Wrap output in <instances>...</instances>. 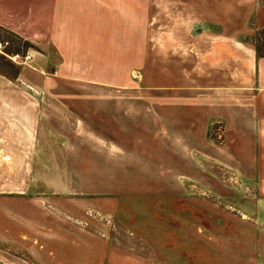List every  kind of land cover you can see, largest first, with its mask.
Returning a JSON list of instances; mask_svg holds the SVG:
<instances>
[{
	"label": "crops",
	"instance_id": "obj_1",
	"mask_svg": "<svg viewBox=\"0 0 264 264\" xmlns=\"http://www.w3.org/2000/svg\"><path fill=\"white\" fill-rule=\"evenodd\" d=\"M0 28L33 45L19 78L33 79L36 87L81 86V71H110L109 81L99 84L127 91L92 98L65 89L41 96L0 94V128L27 126L44 134L38 165L64 167L58 193L81 214L75 219L85 251L81 264L89 257L94 264L146 261L117 259L110 234L113 226L124 229L122 220L97 208L111 211L116 197L140 194L122 192L116 177L129 176L143 162L163 167L164 177L147 181L164 183L147 189L150 196L198 198L205 193L189 187L214 192L215 182L227 175L264 191V56L254 43L264 29V0H0ZM152 70L156 87L147 73ZM118 71H128V77L119 81ZM43 101L53 108L43 109ZM6 113L13 121L7 122ZM216 121L224 126L220 144L210 139ZM81 132L107 141L104 154L97 142L81 146ZM101 181L110 184H94ZM219 192L236 194L227 185ZM174 202L176 213L192 214ZM92 210L110 225H97L88 215ZM177 230L169 237L177 239ZM132 237L164 249L178 245L159 234L152 242L144 229Z\"/></svg>",
	"mask_w": 264,
	"mask_h": 264
},
{
	"label": "rangeland",
	"instance_id": "obj_2",
	"mask_svg": "<svg viewBox=\"0 0 264 264\" xmlns=\"http://www.w3.org/2000/svg\"><path fill=\"white\" fill-rule=\"evenodd\" d=\"M0 40L9 42L5 50L8 56L0 55V74L5 76V79L0 77V94H5L7 97L10 95L41 96L59 93L64 89L71 90L69 92H81V95L88 98H92L94 94L109 95L127 92L125 89H116L115 86L99 84L109 81L110 71H81V86L62 87L54 82L49 88L36 87L32 83L33 79L19 78L24 60L15 62L10 58L17 54L24 56L31 48L4 32H1ZM259 43H264V40ZM118 72L119 81L120 78L128 77V71ZM147 73H149L150 84L154 85L157 71L152 70ZM151 90L146 92H152ZM137 91L142 92V89L130 92ZM50 104L45 101L41 103L43 109H52ZM6 116L7 122L13 121V114L10 119L8 113ZM216 122L211 124L210 139L220 144L223 139H219L218 134L222 133L223 138V132L218 131L219 124ZM220 127H223L224 131L223 124ZM26 129L29 131L27 132ZM39 129L43 131L44 125H41ZM81 133V146L90 144L93 146L94 142H97L102 146L97 152L103 154L106 151L104 145L109 147L104 139ZM53 136L61 137L59 134ZM44 137V134L33 132L32 128L29 129L27 126L25 129L15 125H5L4 128H0V264H81L84 262V260L81 261V255L85 251L81 250V234L75 222V219L81 218V214L70 207L65 198L62 199L58 193L64 184L58 180L62 177L64 167L37 163L38 158L44 156L42 149L44 145L41 142ZM87 152L93 153L95 150ZM107 153L110 151L108 150ZM111 153L122 154L121 151L114 150ZM119 160L124 162V157H120ZM119 168L122 167L119 166ZM160 168L163 167L143 162L135 167L129 176L125 173L118 175L116 181L118 186L123 188L122 192L140 194L136 197L120 199L116 197L111 211L106 207H97L103 213L107 211L112 217L118 215L122 220L123 225L114 221L112 224L122 225L124 229L113 226L110 234L111 244L119 251L117 259L135 257L146 260L144 264H155L154 258L159 259L161 264H264V191L259 190L256 183L237 181L233 179V176L227 175L223 177L224 181L215 182L217 187L213 188L214 192H206L199 185L189 187L193 191L205 193L198 198H163L147 195V189H156L158 184H164L147 183L149 179L164 177L159 171ZM51 175L54 177H52L53 180L47 182L46 177ZM94 184L102 186L110 182L101 181ZM225 185L233 189L236 194H231L234 195L232 197L221 196L219 187ZM174 201H181L182 206H187L193 211L192 214L186 213L187 210L176 213ZM88 215L97 221V225H110L108 219L101 213L92 210L88 211ZM190 222L193 224H189ZM78 223L81 224V222ZM187 225H194V227L188 229ZM143 229L152 242H156L159 234L160 238L165 236L166 243L171 239L173 244L178 242V245L171 247L173 249L169 246L164 249L146 245L136 237H132L143 233ZM173 229H178L175 233L177 239L169 237V233H174L171 231ZM188 235L190 239H186ZM34 239L38 244L36 247L31 245ZM172 250H175L176 255L170 252ZM81 251H83L82 254ZM36 255H39L40 259H36ZM174 257H178L177 263ZM89 258L92 260L91 257ZM90 259L85 264H94L89 261Z\"/></svg>",
	"mask_w": 264,
	"mask_h": 264
},
{
	"label": "trees",
	"instance_id": "obj_3",
	"mask_svg": "<svg viewBox=\"0 0 264 264\" xmlns=\"http://www.w3.org/2000/svg\"><path fill=\"white\" fill-rule=\"evenodd\" d=\"M1 32L10 34L13 37L17 38L19 41L24 42V44L27 45V47L33 48V45L31 43H29L28 41L22 39L21 37L17 36L16 34L0 28V36H1ZM263 36H264V29L262 31H260L259 33H257L255 35V37H254V43H255V46H256L257 53H258L259 57L264 56V43H259L261 40H264V38H262Z\"/></svg>",
	"mask_w": 264,
	"mask_h": 264
},
{
	"label": "built area",
	"instance_id": "obj_4",
	"mask_svg": "<svg viewBox=\"0 0 264 264\" xmlns=\"http://www.w3.org/2000/svg\"><path fill=\"white\" fill-rule=\"evenodd\" d=\"M8 46H9V43L7 41L0 40V55H6L5 54V50L7 49ZM6 56H8V55H6ZM11 59H13L15 62L16 61L20 62V60L21 61L24 60L23 63H25L26 61H29L31 59V56H30V54H26L24 56H21V55L17 54V55H14L13 57H11ZM216 123L219 124L218 131L219 132H223V127L222 128L220 127V125H222V123H220V122H216ZM218 138L221 139V140L223 139L222 138V133L218 134Z\"/></svg>",
	"mask_w": 264,
	"mask_h": 264
}]
</instances>
